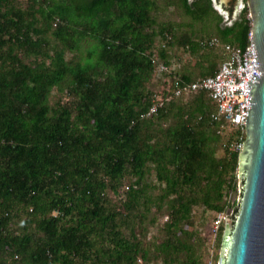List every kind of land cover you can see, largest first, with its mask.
Wrapping results in <instances>:
<instances>
[{"label":"trees","instance_id":"obj_1","mask_svg":"<svg viewBox=\"0 0 264 264\" xmlns=\"http://www.w3.org/2000/svg\"><path fill=\"white\" fill-rule=\"evenodd\" d=\"M162 1L201 22V36L248 44L247 5L222 25L212 0ZM157 2L0 0V264H200L196 209L239 214V152L221 149L207 91L141 116L158 91L153 59L170 66L173 45L200 48L156 27ZM205 62L200 77L217 70ZM192 70L169 75L191 82ZM54 89L66 99L51 104Z\"/></svg>","mask_w":264,"mask_h":264},{"label":"water","instance_id":"obj_2","mask_svg":"<svg viewBox=\"0 0 264 264\" xmlns=\"http://www.w3.org/2000/svg\"><path fill=\"white\" fill-rule=\"evenodd\" d=\"M246 3L253 22L254 64L247 79L246 139L237 171L240 211L235 220L234 209L226 217L219 264H264V0ZM212 4L227 24L244 5L243 0H212ZM231 7L232 14L227 10Z\"/></svg>","mask_w":264,"mask_h":264},{"label":"built area","instance_id":"obj_3","mask_svg":"<svg viewBox=\"0 0 264 264\" xmlns=\"http://www.w3.org/2000/svg\"><path fill=\"white\" fill-rule=\"evenodd\" d=\"M247 5L245 2L242 9ZM251 29L248 34V44L242 48L230 43H222L217 37L202 39L200 45L203 47H216L221 45L225 58L219 64L217 70L212 75L199 77L194 81L186 82L179 77H170L171 67L161 61L158 57L153 59L156 72L165 75L166 86L161 91H157L152 100V105L142 117H149L158 113L168 102L176 97H184L199 90H205L214 106L211 114L212 120L222 122L221 130L225 126L227 129L235 130L236 139L229 149L240 152L243 142L246 139L245 119L247 115V79L251 78L254 64V52L252 47V18L248 12ZM167 36V35H166ZM169 38V36H167ZM166 45V41L162 46ZM235 200V199H233ZM233 209L219 211L215 215L212 224V245H214L222 226L225 225L226 217L231 216ZM212 264V263H209ZM219 264V261H218Z\"/></svg>","mask_w":264,"mask_h":264},{"label":"rangeland","instance_id":"obj_4","mask_svg":"<svg viewBox=\"0 0 264 264\" xmlns=\"http://www.w3.org/2000/svg\"><path fill=\"white\" fill-rule=\"evenodd\" d=\"M18 1L21 2V5H25L26 3V0H18ZM245 2L246 0H243V4ZM243 9L241 8V10ZM154 12L156 13L155 17L157 19V23L155 24L156 27L169 25L172 27V29L177 34V36H181L184 34L186 35L194 34L193 35L194 38L197 41L199 40L198 41L199 43L202 39L206 38L205 36H201L204 32L203 28L205 29V26L201 22H194L189 17L185 16L184 13L176 7V5L171 4V3L167 4L166 2L162 0L161 1L158 0L157 7ZM217 12L221 14L218 10ZM222 25H229V24L224 23L222 21ZM210 26L213 27L212 24ZM210 35L213 37L214 34H210ZM201 37H205V38L201 39ZM162 43L163 42L161 41V38L158 37L155 43L154 50L157 51L158 47L161 46ZM84 45H87V44H84ZM168 52H169L170 67L173 71L182 70L185 68H188L191 70L195 69L192 71L195 73L194 77L196 78H199L201 76L199 74V71L202 70L200 65L204 64L205 66H207L209 64V62H205L206 58H209L210 60L215 62V68H214L215 70L218 68L219 64L225 58V53L223 52L221 45L216 46V47H203L200 45L198 52L195 54H192L191 52H189V50L184 46L173 45L172 47L168 49ZM164 78H165V75H162L159 72H156L155 70L154 77L151 82H152L153 88H155L157 85L158 92L161 91L164 86H166L165 83L167 82L164 81ZM61 97L63 100L66 99L64 94H60L56 89H54V91L50 95L49 102L51 104H54L55 101ZM184 97L186 98L187 96H184ZM213 110H214V106H213ZM229 130L231 129H228L226 131L223 130L220 133L226 139L222 143L221 149L229 148L232 142L234 141V139L227 140V138L229 137L228 134L230 133ZM221 149L219 148L218 153H220ZM124 184H127V182L125 181ZM238 197H239V193L235 195L234 197L235 200H238ZM216 213H217L216 211H210V210L203 211L202 208L196 209L197 221H196L195 227L198 229V231L201 233V237L204 239V244L202 246L203 257L201 259L200 264H209V263L218 264V261H219V253H220V247H221V243L219 242V235L214 245H212V242H213L212 224H213V220L215 219ZM166 219H167V216L162 215L157 218L154 224L148 225V229L145 232L147 242H152L154 240H157L159 237H161L162 225L166 221ZM185 228L190 229V227L188 226H185ZM138 262L140 264H162L160 259H156L153 257L148 263L144 262L143 260H139Z\"/></svg>","mask_w":264,"mask_h":264},{"label":"flooded vegetation","instance_id":"obj_5","mask_svg":"<svg viewBox=\"0 0 264 264\" xmlns=\"http://www.w3.org/2000/svg\"><path fill=\"white\" fill-rule=\"evenodd\" d=\"M231 9H233V8L231 7Z\"/></svg>","mask_w":264,"mask_h":264}]
</instances>
